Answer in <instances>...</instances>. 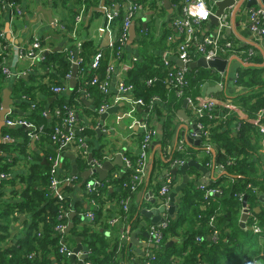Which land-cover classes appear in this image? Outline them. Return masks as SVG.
Segmentation results:
<instances>
[{
  "label": "trees",
  "instance_id": "trees-1",
  "mask_svg": "<svg viewBox=\"0 0 264 264\" xmlns=\"http://www.w3.org/2000/svg\"><path fill=\"white\" fill-rule=\"evenodd\" d=\"M7 1L21 4V0H0L2 45L8 44L7 38L2 37L1 34L5 21L4 4ZM69 1L46 0V3L68 7ZM112 1L106 0V4ZM122 1L124 0H117V2ZM98 3L99 0H73L70 4L71 7L72 5L76 7L75 11H72L73 17L81 5H84L88 12ZM123 16V12L120 11L114 20L117 32L120 30ZM169 33L170 31L166 32L163 37H167ZM262 37L264 40V35ZM252 50L255 51L253 47ZM93 52H96L94 43L90 40L84 41L81 53L84 57L83 78L86 81L92 77L103 78L108 63V58L103 57L99 66L91 69L90 60L92 54H95ZM6 54V50L0 48V107L7 79L2 72V61ZM193 58L196 59V55H193ZM250 60L255 64L238 69L234 85L240 89L231 95L232 102L242 109L245 117H239L236 112L221 108L216 113L225 115L222 122L215 124L216 120L208 118L200 120L203 129L209 133L210 141L218 148L213 156L202 145L199 147L188 145L186 151L179 149L168 151L175 133L176 115L184 99L177 97L174 89L168 84L167 71L161 63L160 54L133 62L132 67L124 74L125 81L133 86V97L142 98L146 103L154 96L160 99L154 103L147 120L155 127L159 124L162 127L159 146L161 152L166 155L169 165L177 160L184 162L195 160V154L204 150L206 157L202 160V164L205 167H208L210 157L214 164L220 163L223 166V171L206 185L219 188L218 193L205 197L203 189H199L193 183L187 184L175 205L173 217L168 218V225L162 230L163 238L160 244L150 249L151 256H144L142 264L147 261L150 264H264V243L259 242V238L264 237V203L259 202L258 196L259 192L264 193V153L260 151L261 145L258 142L263 134L249 121L259 110H264V64L258 54L252 55ZM39 66L51 75L53 85H60L61 79L71 70L67 54L62 49L49 52ZM210 75L209 68L189 69L186 73L189 83L185 94L191 97L200 94L202 84L212 78ZM150 77H156V80L148 85L146 81ZM80 85L95 100L94 108L87 107V112L98 117V107L110 97V94L104 96L94 85H83L81 82ZM34 89L35 86L31 84L30 79L26 80L22 77H16V82L11 85L12 95L17 99L15 103L23 113L19 117L36 126L42 125L45 134L41 142L51 143L50 134L53 127L57 122H61V116H54V109L64 104L82 106V101L73 94L69 101L59 97L47 107L48 96L53 95L50 86L39 85V91L45 96L39 102L35 101ZM225 94H229L228 89ZM23 97L30 98L35 106L31 107L28 101L22 99ZM146 110L145 106L137 107V117L140 118ZM13 115L15 114L11 117ZM61 115L64 116V111ZM83 125L85 128L78 136L84 137L92 159L102 164L106 161L104 145L97 146L94 143L96 131L93 125L87 123ZM207 125L211 127L208 128ZM28 132L29 129L22 126H3L0 129V138L6 135L10 137L9 140L0 142V173L8 175L0 180V264H71L70 257L61 253L60 247L62 242H65L68 248H73L75 242L77 243L76 238H80L84 250L87 251L86 260L92 264H133L135 254L132 247L130 243H124V240L119 239L118 225L114 226L115 229H111L108 222L112 217L111 209L105 208V203L110 198L134 199L125 215L124 229L136 228L142 214L141 203H135L136 193L132 191L129 182L132 171L122 167L117 178H112L109 174L104 180H100L101 185L95 186L92 191H86L85 182L80 186L84 197L81 198L82 201H75L68 195L74 185L81 181V177L76 175L73 181L63 183L64 197L58 200L49 189V165L36 157V153L27 149ZM139 137L138 141L141 142L143 134L140 133ZM202 139L207 141L204 137ZM67 154L64 152L62 155L63 170L59 174L62 178L70 175V159ZM124 156L130 159L131 164H136L138 154ZM19 162L27 164V171L13 176V168ZM74 162L80 172L90 168L88 158H84L76 151ZM190 170L196 171L194 166ZM95 176V173L91 174L89 180ZM175 178L171 176L172 183L175 182ZM227 179V184L223 185L222 181ZM240 195L242 199L246 197V202L258 218L262 227L261 234H254L247 227L239 225L242 207ZM161 199L165 200L162 197ZM258 205L259 210L256 211ZM68 208H71V211L68 216H64L63 212ZM80 212L93 213V219L89 223L82 222ZM15 221L23 223V230L19 236L14 237L11 235V228ZM250 221L251 219L247 220L246 226ZM61 223L72 225L67 233L56 229ZM172 239H178V242L166 248L165 244Z\"/></svg>",
  "mask_w": 264,
  "mask_h": 264
},
{
  "label": "built area",
  "instance_id": "built-area-1",
  "mask_svg": "<svg viewBox=\"0 0 264 264\" xmlns=\"http://www.w3.org/2000/svg\"><path fill=\"white\" fill-rule=\"evenodd\" d=\"M171 3L172 10L177 8L178 14L173 16L172 27L174 28V33L168 36L169 45L167 50L161 56V63L166 68V76L168 84L174 89L177 97H183L187 99V109L191 112L192 116L199 122L197 128L201 131V136L206 140H209V133L207 130L203 129L200 120L203 118H208L209 120L219 119L224 120L225 115L219 116L216 113V103L217 100L215 96L202 94L195 97L187 96L186 87L188 86V78H186V73L189 71V64L197 61L200 57L204 61H210L215 58H221L226 60V66L231 64L238 65L237 69L245 68L249 65H253L250 58L254 55L252 47H247L244 50L246 53H238L241 49H238L234 46L233 40L239 39L237 31H243V35L247 38V34L254 35L258 39H262L264 35V0H233V2L224 8L223 12L218 16V24L216 26L215 33L203 34L202 37L198 34L200 29H202V24L209 22L210 17L214 14V5L217 1L220 0H169ZM249 1H253L250 6H246ZM47 4V3H45ZM144 3H139L134 0H124L122 2H117L113 0L109 4L101 5L103 16L105 18V23L98 28L99 33L103 37L108 38V45L114 50V55L108 61L105 75L103 78L92 77L89 81L84 80V57L82 56V43L76 40V27L83 22L85 6L81 5L77 14L74 16V25L73 30L67 29L62 23H56L55 19L51 23H56L57 26L56 32L60 34L63 39L66 41H72L70 45H62L60 49L65 51L67 58L71 64L76 65L79 70V75L82 78V83L91 85H96L99 91L107 96L110 94L109 91V79L113 74H117L116 69L119 68L122 72V76L118 78L117 82V91L118 94L112 95V102L104 100L98 109V116L106 112L109 107L115 106L121 99L127 95H131L127 98L130 100V109L128 110V115H136L137 107L145 106L147 111L144 117L140 120L137 118L134 120V123L141 127L143 130V138L138 147V159L135 165L131 164V161L128 157H122V167L123 169H130L132 171L129 182L131 183V189L133 192H136L140 187L147 171V151L150 147L156 130L153 126L150 125L149 121L146 120L150 115V111L155 102L160 101L156 96L152 97L148 103H146L142 98L133 97V86L132 84L127 83L123 78L125 72L132 67V64H126L122 61V46L126 43L128 39V30L133 23V19L138 11L143 9ZM5 10L11 11V21L14 22L18 18H23L24 11L21 8L20 4H14V2L7 1L4 4ZM123 12V21L120 30L117 32L116 27L114 26V20L118 13ZM246 30V31H244ZM228 36L226 37V32ZM3 35V33L1 32ZM52 38L51 34H47L43 37H39L37 32L31 34V47L28 50H23L22 48H17L20 50L19 57H27L30 61L31 67L39 65L45 58L46 53L51 51L49 45L52 41H49ZM245 45H250L248 41L239 39ZM27 53V54H22ZM193 55H196V59L193 58ZM103 58L102 51H97L93 57V60L90 62V68L96 69L101 59ZM198 58V59H197ZM135 60V59H134ZM132 60V62L134 61ZM177 61H181L182 65H179ZM225 66V68H226ZM211 69L212 78L217 79V86L224 87V94L227 90L228 78L227 74L223 71H219L212 67H207ZM219 71V72H218ZM2 72L8 78L11 75V72L6 65L5 57L2 61ZM71 70L65 74L62 80L66 81L70 77ZM120 73V74H121ZM237 71L235 75H231L233 80L231 81L232 86L237 78ZM14 75H12L13 77ZM230 77V76H229ZM230 77V78H232ZM156 80V77H150L147 79L146 83L152 84ZM64 90L62 82L60 85H53L50 87V91L55 94L54 96L60 94ZM228 96V94H227ZM229 98V97H228ZM35 103H31V107H34ZM223 108L235 111V105L231 102H223ZM64 111V116L61 115V112ZM12 113H8L5 116V126H22L29 129L28 137L37 138L40 134L44 133V127L42 125L36 126L30 121L22 119L20 117L12 119ZM54 116H61V122H57L53 127V130L50 134V140L53 145L56 147V155L54 157L49 156L47 163L49 165V189L58 200H62L64 193L62 192L63 183H69L76 178V175H68L65 178L60 177L58 174V169L62 160V153L66 148L72 147L73 149H79L80 154L84 158H88L90 151L86 144L84 137L78 136L81 134L85 128L83 124L79 122V118L76 112V109L73 106L64 104L61 107H56L54 109ZM137 117V116H136ZM119 118V117H117ZM256 127L259 129L260 133L264 135V110L261 109L257 112L256 116L250 120ZM208 128L211 125H207ZM9 136H3L1 140H9ZM264 140V139H263ZM205 141V140H204ZM182 143H179V150H182ZM183 151V150H182ZM106 160H108L106 156ZM184 163V160H177L172 163L174 166H180ZM90 168L93 166H100L101 163L94 161L92 158L89 160ZM220 168H223L221 165ZM93 174V173H91ZM90 174V175H91ZM120 173L111 172L112 178H117ZM8 175L6 173H0V180L5 179ZM167 178L164 181V184L160 188V194L166 195L169 193L170 186L172 184L171 176H166ZM101 185V181L97 178H92L91 180L86 181V191H92L95 186ZM201 189L205 192V197L209 194H215L219 192V188L207 187L205 185L200 186ZM145 198L148 200V195H145ZM240 199L241 195H240ZM128 199L120 200L121 207L124 212L128 211ZM93 204V201H91ZM71 208L64 210L63 215L68 216ZM243 212L247 214V218L251 219V223L247 227L252 233L260 234L262 228L259 225V220L253 214L248 205L243 206ZM125 214V213H124ZM88 220L93 219V213L87 212L82 214ZM124 219L126 216H122ZM118 220V217H112L109 220V223L113 225ZM169 219L163 217V220L155 226H152L148 231L149 238L154 245L160 244V241L163 238L162 230L168 225ZM67 224L61 223L56 226V229L60 232H65ZM66 233V232H65ZM125 238V232L123 231L120 235V240ZM215 238V237H214ZM60 252L71 256L73 254V248H68L65 242H62L60 247ZM82 254H87V251L79 252L76 254V257H79ZM83 264H92L86 259L83 261ZM146 264H150L146 262Z\"/></svg>",
  "mask_w": 264,
  "mask_h": 264
},
{
  "label": "crops",
  "instance_id": "crops-1",
  "mask_svg": "<svg viewBox=\"0 0 264 264\" xmlns=\"http://www.w3.org/2000/svg\"><path fill=\"white\" fill-rule=\"evenodd\" d=\"M72 1L73 0L69 1L70 3H69L68 7H64V6L60 7V6H53L50 3L45 4L44 0H21L20 5H21L22 10L24 11V17L18 18L10 24V30L12 33V37L15 38L17 44H18V42L20 43V45H18V47L22 48L25 51L28 50L31 47V45L29 43L31 41V34L33 32H37V35L39 37H43L47 34L52 35V38L49 40V41H52V43L49 45V47L51 48L50 52H52V49H54L55 47H58V46L62 47V45L72 44L73 43L72 41H66L65 39L60 37L61 35L56 32L57 26L55 25L56 23H59V24L62 23L69 30L70 29L73 30L75 28L74 17H73L72 11H75L76 7L75 6L73 7V5L71 7L70 4ZM134 1H137L139 3H144V7H143V9H141L140 11H138L136 13V15L133 19V23L131 24V25H134V28H135L134 39L132 40V42L128 43V40H129V30H128V39H127L126 43L122 46V61H123V63L129 64V65L133 64V62L136 63L139 59L143 60L144 58H148L149 56L152 57V56H155L156 54H160V58H161L162 54L165 53V51L167 50L166 48L169 45L168 44L169 43L168 36L175 32L174 28L172 27V23H171L172 19L171 18L178 14L177 8L172 10L171 3H170L171 11H169L168 7L165 8L164 7V0H134ZM101 2H102V0H99L98 5L96 7L91 8L88 12H86V8H85L84 20H83V22H81L76 27V40L80 41L81 43H83L84 41H88V40L92 41L96 47V52L98 50L102 51L103 57L104 58L107 57L108 61H110L111 57L114 55V50L108 45V38L101 36L99 33V30H98V28L101 27L102 25H104V23H105V18L103 16V12L97 10V9L101 8V5H103V4L106 5V0L104 1L103 4H101ZM249 2H251V3L248 5ZM249 2L246 4V6H250L253 3V1H249ZM40 9H46V10L51 11V16L53 19H55L56 23L55 22L51 23V21L48 20L47 14L45 12H42ZM214 9H215V5H214ZM94 12H96V13L94 14ZM88 14L90 15L89 20H87ZM4 19H5V21H4V23H5L6 20L8 19L7 14H5ZM202 25H203L202 29H200V31L198 32L200 37H202L203 34L215 33L216 26L211 25L210 21L203 23ZM3 29H5L4 26H3ZM169 31H170L169 35L167 37H163L164 34L166 32L168 33ZM244 31H246V30H244ZM242 32L243 31H237L239 39H242V40L246 39V41L251 43L250 45L255 49L254 53L258 54L259 56L262 57V60H263L262 64H264V40H263V38L258 39L256 36L250 35V34H247L248 37L245 38ZM228 33L229 32L227 31L226 37L228 36ZM239 39L233 40L234 46H236L238 49H241L240 51H238V53H246L244 50H246L247 48L243 47L245 44H243V42ZM96 52H93V53H96ZM6 53L7 54L5 56V62H6V65L8 66V68L11 72V75L6 79V86L5 87H11V85L13 86V84L16 82V77H18V75L26 74L27 76L24 77V79H26V80L30 79L31 84L35 86L33 93L36 95L35 101L38 100V102H39L41 99H43L45 97L44 94L41 91H39V85H47L48 87L49 86L51 87L53 84V79H52L51 75H48L46 73V71H44L39 66L40 64L36 66L37 68H35V66L31 67L30 61L27 57H19L20 50L17 48V45H15L13 42H12V44H10V48L8 50H6ZM22 54H27V53H22ZM94 55L92 54V58L90 61L93 60ZM198 58L200 59V57H198ZM132 60H134V61L132 62ZM237 67H238V65H236V64L227 65L225 68V71H224L227 74V78H228V80H227L228 81L227 89H228V93H229L228 96H227V94H224V89H225L224 87L220 88L219 86H217V79H215V78H210L209 80H205L204 84H202V86H201V91H200L201 93L198 95L206 94V96H208V95L209 96L210 95L215 96V98L217 100V103L215 106L216 110H219V109L224 107L223 106L224 101L231 102L235 105V111H233V112H236L239 117H245V113L242 111V109L239 108L231 100V95L240 89V87H238V86L234 87L231 84V81L233 80V77L231 75H235V72L238 71ZM76 68H77V71H76V76H75V79H76L75 86L72 88L70 87V80L73 76L72 75V68H71L70 77L66 81L61 79L62 85L64 86V90L60 94L56 95L55 97H57V99L59 97L60 98L63 97L64 99L69 101L71 99V96L73 94H75V96H77L82 101V106H80L78 104L75 106H73V105H70V106H73L76 109V112H77V115L79 118V122L81 124L87 123L90 126L93 125V128L95 129V127H97L101 123L100 115L98 117H95L91 113L87 112V110H86L87 107L88 108H94L95 100H94V98L92 99V96H90L89 92L86 91L80 85V82L82 83V81H81L82 78L79 75V70H78L77 66H76ZM212 68L217 69L216 67H212ZM189 69H191V68L189 67ZM116 71H117L118 76L116 74H113L109 79L110 97L107 99L109 102H112V99H113L112 95L118 94L117 82H118V78L122 76V73H121L122 71L119 68H117ZM12 75H14L13 76L14 78L12 77ZM83 76H84V74H83ZM229 76L232 77L231 80H230ZM123 79L125 80V77ZM87 84L91 85L90 83H87ZM83 85H86V84H83ZM204 85H206L207 87L217 86V87H219V90L217 92H211L209 94H207L206 92L202 93V89H203ZM94 86H96V85H94ZM76 88H77V90H76ZM68 89H70L69 90L70 92H67ZM222 91H223V93H222ZM53 95H55V94H53ZM53 95L48 96V97L49 98L53 97ZM198 95H196V96H198ZM129 96H131V95L129 94V95L125 96L123 99H121L115 105V106H118L117 113L109 114L108 117L102 122V124L100 126V134L101 135L99 137H98L97 132H96V140L94 141V143L97 146H99L101 144L104 145V153L107 156L108 161L115 160L117 155H121V157H123L126 154H129V155L137 154V152L139 151L138 147H139V144L141 143L138 141L140 138L139 134L140 133L143 134V130L141 127H138L134 123V120L136 118L138 120L139 119L141 120L144 117L146 112L143 113L140 118L136 117L137 115H135V114L134 115H128L127 112L130 109V105H131L130 100H127V98ZM10 99L12 100V104L10 105V109L17 111L16 113H12V114H15L12 116V119H16L20 115H22L23 113L17 107V105L15 103L17 101V99H14V97L12 95V90H11V94H10ZM22 99L26 100V102L28 101L29 104L34 102L30 98L23 97ZM50 103L51 102H47V107L49 106ZM66 103H68V102H66ZM98 109H99V107H98ZM98 109H97V112H98ZM186 114L188 115V119L190 122H195V123L197 122V124L199 123L192 116L191 112H189L188 109H186ZM79 115H80V117H79ZM150 115H151V111H150ZM150 115H149V117H150ZM219 116H221V115H219ZM117 117H119V118H117ZM147 118H146V120H147ZM213 120H216L215 124H218V122L223 121V120L220 121L217 118L213 119ZM250 120L251 119H249V121ZM149 123L151 126H153L152 122L149 121ZM175 123H176L175 133H174L171 145L168 146V151H172L173 149H179V143L180 142H183L181 145L182 150L186 151V148L188 147V145H191V144L186 142V140L184 139L185 135H182V132L183 131L187 132V130H188L187 133L189 135H191L192 134L191 126L189 125L187 127V129L184 127H181V125L183 124V121H182L181 117L178 115V113L176 115ZM197 124H196V126H197ZM153 127L156 130L155 135H157V130H159V128H160V130H162V127L160 124L157 125V127H155V126H153ZM44 134H45V131L43 134H40V136L37 138L29 137L27 149L29 152L32 151L34 154L36 153V155H35L36 157H39L41 159V161L48 164L47 163L48 157L49 156L54 157L56 155V147L52 143H46L45 144V142H41V139H42ZM202 138L203 137L201 136L200 145L207 148V151L208 152L210 151L211 155L213 156L218 149L216 147V144L214 142H211L210 139L207 141H203ZM263 139H264V135L262 136V138L258 142L261 145L260 151H262L264 153V140ZM253 141H254V138H253ZM75 151L79 152V149L66 148L63 151V153L65 152L68 154H72L74 156L73 159L69 158L70 159V174H72L71 169H72V162H74V158H75ZM63 153H62V155H63ZM165 157H166V155L163 152H161L160 146L156 145L154 147H151V145H150V147L148 148V151H147L148 171H147L142 183L140 184V187L135 192L136 193L135 203H141L140 209L147 208V209L153 210V209H155V207H157L159 205H164V206L168 205V202H169L168 198L165 195L160 194V188L164 184V181L167 178L166 176H172L169 173V170L171 168H173L174 165H172V164L169 165L167 163V159ZM205 157H206V152L204 150H200L195 154V160L194 161L198 162L201 166L206 168V172L201 171L200 169H198V167H195V166H194V168L196 169V171H191L190 169L192 166H190L185 171L187 181H186L183 189L187 186L188 183H193L194 185H196V187H198L200 189V186L208 185L209 182L214 177H216L218 174H220L223 171V168H220L221 164L220 163L214 164L211 161V157L209 160L210 163L207 164L208 167H205L202 164V162H203L202 160H204ZM190 160H193V159H190ZM62 162H63V157L61 160L60 167L58 169V174H60L63 170L62 169ZM211 163H213V164H211ZM75 166H76V164H75ZM210 166H211V168H210ZM121 168H122V165H118V164L115 165L114 168L108 172L107 176L109 174L111 175V172H116V173L119 172L120 173L122 171ZM26 171H27V164H25L23 162H19L14 166L12 173L14 176L18 173L19 174L25 173ZM81 172H83V171H81ZM175 177H176L175 182L171 184L169 192L173 191L174 187L181 185V183L183 182V174L180 171L177 172ZM94 178H97L100 181L98 174H96V176ZM81 181H82V179H81ZM81 181H80V183L75 184L72 191H70L68 193V195L72 196L75 201H82L81 198H84L82 195V192L80 190ZM227 182H228V179L222 181V184L226 185ZM183 189L180 190L177 193V195L175 196V205L180 200V197L183 194ZM254 191L258 193V191H256V190H254ZM140 192L142 193V196H141L140 201L137 202V194ZM261 194H264V193L259 192L258 196H260ZM145 195H148V198H149L148 200L145 198ZM161 197L165 198V200H162ZM151 198L156 199V202L151 203ZM126 199H128V198H126ZM83 201L86 202L85 200H83ZM133 201H134V199L129 198L128 210L132 206ZM260 203H264V202H260ZM246 204L248 205L247 202H246ZM84 205H85V203H84ZM248 207L250 208L249 205H248ZM257 207H259V205ZM257 207L255 208L256 211L258 209ZM105 208L111 209L112 217H118V220L116 221V223H114L113 225H111L110 223L109 224H110L111 229H113V228L115 229V227H114L115 225H118L120 227L119 239H120L121 233L123 231L125 232V238L123 239L124 243H126V242L130 243V246L132 247V251L135 254L133 264H142L143 257L146 255L151 256L150 249L152 247L156 246V245H154V243L151 242V240L149 238V234H147L148 231L150 230V228L152 226H155L158 223H160L163 220V217L167 216V218H169V217H171V215L168 213L167 210H164V212L161 213L162 220H159L158 223H156V224H153L151 222V219L144 217V216H140L136 228L130 230L128 227L124 229V227L126 226V219H124V217H122V216L126 215V213L128 211L127 212L123 211L119 199L110 198L105 203ZM251 211H252V209H251ZM82 213L83 212H80V215H82ZM242 213H243V206L240 209V215ZM23 217L25 218V216H23ZM82 219H83L82 222H85V223L90 222V220H88L84 216H82ZM248 219H250V218L246 219L245 226L247 225L246 223H247ZM108 222H109V220H108ZM250 223H251V221H250ZM127 226H128V224H127ZM95 227H98V226H95ZM22 230H23V223H21L20 221L19 222L15 221L12 224L11 235L14 237L19 236ZM137 231H138V233H136L134 235V237H135L134 241H136V243H132L133 238H130V234L135 233ZM128 232H129V235H128ZM257 235H259V234H257ZM259 242H260V244L264 243V237H260ZM67 243L70 245L69 241H67ZM76 244L77 243L75 242V244L73 245V248L76 246ZM143 245H145V246H143ZM83 249H84V247H83ZM261 253H263V252H261ZM78 259H79V257H75V262H77ZM144 263L146 264V262H144Z\"/></svg>",
  "mask_w": 264,
  "mask_h": 264
},
{
  "label": "water",
  "instance_id": "water-1",
  "mask_svg": "<svg viewBox=\"0 0 264 264\" xmlns=\"http://www.w3.org/2000/svg\"><path fill=\"white\" fill-rule=\"evenodd\" d=\"M104 1L105 0H102L101 4H103ZM232 2H233V0H220V1H217L215 3L214 14H212L211 17H210V24L211 25L217 26V24H218V19H217L218 16L223 12L224 8L229 6ZM250 3L251 2H249L248 5ZM164 7L165 8L168 7L169 11H171V9H170L171 8L170 7V1L169 0H164ZM40 10L47 14L49 21H51V22L54 21V19L51 16V11L46 10V9H40ZM97 10L102 11V8H99ZM89 18H90V15L88 14L87 20H89ZM8 28H9V21H6L5 22V31L6 32H8ZM7 37H9L8 33H7ZM134 37H135V28H134V25H131V27L129 29V40H128V43L132 42ZM9 39H11V38H9ZM60 48H61L60 46L55 47L54 49H52V51H59ZM177 63L179 65H182L181 61H177ZM225 66H226V61L221 59V58H215V59L207 61V62L204 61V59L200 58L197 61H194V62L189 64V67L191 69H194V68H197V67H205V68H207V67H216L220 71H223L225 69ZM76 71H77V68H76L75 65H73L72 66V75L73 76H72V78L70 80V87L71 88L74 87L75 83H76V79H75ZM26 76H27L26 74L18 75V77H22V78H24ZM231 79L232 78H230V80ZM69 90L70 89H68L67 92H70ZM218 90H219V87H217V86L207 87L206 85H204L203 89H202V93L206 92L207 94H209L211 92H217ZM10 94H11V87H5L3 89L2 102H1V107H0V129L3 126H5V116H6V114H8V113H16L17 112V111H15L13 109H10V105L12 104V100L10 99ZM56 99H57V97H55V96L50 97L49 98V102H52V101H54ZM186 109H187V99H184L183 103H182V107L178 111V115L181 117V119L183 121V124L181 125V127H184V128L187 129V127L190 125L191 129H192V134L189 135L187 133L188 132V130H187V132L183 131L182 135H185L184 139L186 140L187 143H189V144H191V145H193L195 147H198V146H200V141H201V131L197 128L195 122H190L189 121L188 115L186 114ZM117 110H118V106H112V107H109L106 110V112H104L103 114L100 115L101 123H100V125L95 127V131L97 132L98 137L101 135L100 134V126H101L102 122L108 117L109 114L117 113ZM10 127H14V126H10ZM161 133L162 132H161V130L159 128V130H157V135H155V137H154V139H153V141L151 143V147H154L156 145H158V146L160 145V143H161ZM0 142H1V138H0ZM67 157L70 158V159H73L74 156L72 154H67ZM91 158H92L91 154H89L88 160H91ZM117 164L118 165H122V157H121V155H117L115 160H113V161L106 160L100 166H93L90 170L87 169V170H85V171L80 173V172H78V170H77V168L75 166V163L72 162V169H71L72 171H71V173L75 174V175H79L81 177V179H82L81 185H82L88 180V178L90 177L91 173L98 174L99 179L100 180H104L107 177L108 172L111 171L114 168V166L117 165ZM190 166L198 167V169H200L201 171L206 172V168H204L203 166H201L198 162H196L194 160H187L182 165L174 166L173 168H171L169 170V173L174 178H175L177 172H179V171L183 174V182L181 183V185L174 187L173 191H170L168 194L165 195L168 198V201H169L167 206L159 205V206L155 207V209H153V210H150V209H147V208H142L141 209L142 216L151 219V222L153 224H156V223H158L159 220H162L161 213L164 212V210H167L168 213L171 215V217H173L174 210H175V196L177 195V193L180 190L183 189V187H184V185H185V183L187 181V177L185 175V171ZM141 196H142L141 192L137 194V202L140 201ZM259 201L260 202H264V194H261L259 196ZM155 202H156V199L151 198V203H155ZM244 205H246V197H243V199H242V206H244ZM257 208L259 209V207H257ZM247 217L248 216H247V214L245 212H243L241 214V218H240V222H239V225L241 227H245V221H246ZM71 226H72L71 224H69L67 226V228L65 229L66 233L70 230ZM136 233H138V231L135 232V233H131L130 234V238H133V242L132 243H136V241H134L135 240L134 235ZM76 241H77V244L73 248V254L70 256V261H71V264H83V261L86 259L87 254L80 255L78 261L75 262L76 254H78L79 252H84L85 251L83 249L82 244H81L80 238H76ZM176 242H178V239L169 240L165 244V247L168 248V247H170L171 245H173ZM143 246H145V245H143Z\"/></svg>",
  "mask_w": 264,
  "mask_h": 264
},
{
  "label": "rangeland",
  "instance_id": "rangeland-1",
  "mask_svg": "<svg viewBox=\"0 0 264 264\" xmlns=\"http://www.w3.org/2000/svg\"><path fill=\"white\" fill-rule=\"evenodd\" d=\"M44 2L46 3V0H44ZM5 14H7V16H8V19L6 20V21H9V28H8V32H6L5 31V29H2V33H3V35H2V37H6L7 38V40H8V44L7 45H2L1 43H0V48H3L4 50H8L9 48H10V44H12V42L15 44V45H20V43L18 42V44L16 43V40H15V38H13L12 37V33H11V30H10V24L12 23V21H11V11L8 9V10H5ZM24 17V16H23ZM4 28H5V23H4ZM7 33L9 34V37H7ZM9 38H11V39H9Z\"/></svg>",
  "mask_w": 264,
  "mask_h": 264
}]
</instances>
